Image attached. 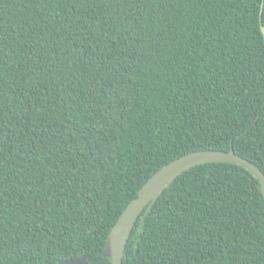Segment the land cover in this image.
<instances>
[{
  "label": "trees",
  "instance_id": "obj_1",
  "mask_svg": "<svg viewBox=\"0 0 264 264\" xmlns=\"http://www.w3.org/2000/svg\"><path fill=\"white\" fill-rule=\"evenodd\" d=\"M261 3L0 0V264H110L112 225L186 153L264 174ZM139 222L123 264H264V194L236 164L182 172Z\"/></svg>",
  "mask_w": 264,
  "mask_h": 264
},
{
  "label": "water",
  "instance_id": "obj_2",
  "mask_svg": "<svg viewBox=\"0 0 264 264\" xmlns=\"http://www.w3.org/2000/svg\"><path fill=\"white\" fill-rule=\"evenodd\" d=\"M262 6L263 0L261 11ZM260 29L264 40L263 24L260 25ZM211 162H227L246 169L258 180L261 192L264 194V174L249 160L237 155L232 148L228 151L197 150L179 156L153 173L138 190L137 196L126 205L116 222L112 225L107 234L104 247L100 251L104 257L109 259L110 264H123L124 249L135 221L140 217L138 226V231H140L147 213L162 191L182 172L193 166ZM87 257L88 255L84 254L56 264H84Z\"/></svg>",
  "mask_w": 264,
  "mask_h": 264
}]
</instances>
